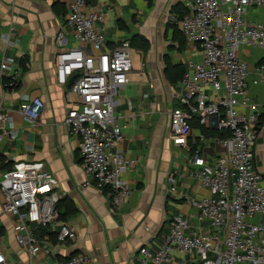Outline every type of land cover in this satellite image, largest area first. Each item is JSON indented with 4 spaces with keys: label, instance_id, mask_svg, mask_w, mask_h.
I'll list each match as a JSON object with an SVG mask.
<instances>
[{
    "label": "built area",
    "instance_id": "obj_1",
    "mask_svg": "<svg viewBox=\"0 0 264 264\" xmlns=\"http://www.w3.org/2000/svg\"><path fill=\"white\" fill-rule=\"evenodd\" d=\"M62 1L65 24L79 43L59 51L54 58L59 85H66L76 76L68 92L75 96L76 105L66 111L64 124L71 136L79 138L84 170L90 177L85 185L105 191L112 212L118 213L131 194L124 178L130 161L122 152L111 151L122 137L115 110L119 90L133 70L130 41L108 45L104 14L89 10L87 0ZM180 2L185 14L177 19L173 16L172 20L186 46L198 52L200 59L185 65L174 93L178 106L169 112V131L174 145L191 149L189 159L195 169L190 175L207 195L189 197L188 203L211 233L192 232L186 218L174 215L159 247H140L136 262L169 264L174 251L197 252L203 260L214 258L216 264H264V181L254 167L260 117L255 112L243 115L237 110L248 101L249 85L264 81L263 66L254 68L262 78L249 80L250 64L237 54L242 45L264 49V21L247 17V9L264 6V0ZM64 39L61 29L55 41L62 44ZM13 65V58L0 60V80L5 92L18 85L19 73L12 70ZM43 107V102L34 98L20 103L18 113L35 121ZM195 123L206 131L219 132L221 136L215 139L226 148L210 163L204 162L201 154L213 137L202 132L192 136ZM17 137L14 121L0 103V143L13 142ZM57 185L42 162L15 161L9 170H0V214L17 219L15 242L30 254L42 248L31 240L27 225L47 227L52 223L61 197ZM254 218H258L256 222ZM76 239L70 227L59 225L57 240ZM64 264L93 262L88 255L77 253Z\"/></svg>",
    "mask_w": 264,
    "mask_h": 264
},
{
    "label": "crops",
    "instance_id": "obj_2",
    "mask_svg": "<svg viewBox=\"0 0 264 264\" xmlns=\"http://www.w3.org/2000/svg\"><path fill=\"white\" fill-rule=\"evenodd\" d=\"M87 2L89 10L105 15L104 37L108 45L123 40L131 42L133 70L119 90L115 110L122 137L111 150L122 152L130 161L124 178L131 194L119 212L113 213L108 194L85 185L90 177L84 170L79 138L71 136L64 124L66 111L74 108L76 98L68 95V83L59 85L55 78L56 54L79 45L72 29L65 24L63 1L0 0V60L13 58L12 70L19 73L18 85L10 91H4L0 80V103L18 130L15 141L0 143L3 164L42 162L57 180L56 190L61 196L59 217L49 226L27 225L31 240L42 248L34 254L15 242L17 219L0 214L3 264H64L77 253L88 255L93 264H137L138 249L145 245L157 249L174 215L186 218L192 232L211 233L207 223L198 220L188 203L189 197L207 195L190 175L195 169L189 159L191 149L174 145L169 131V112L178 106L174 97L178 75L173 67L185 68L187 62L200 59L199 53L186 44L179 46L173 26H165L185 8L180 0H152L150 6L148 0ZM247 17L264 21V6L248 8ZM61 29L65 39L58 44L55 37ZM153 31L155 37L160 34L157 54L143 55L147 52L135 50L132 37L137 32L145 35ZM237 54L250 64L249 80H260L262 76L254 68L259 65L264 68V49L242 45ZM164 55L170 58V72L162 62ZM247 97L248 101L237 110L243 115L259 114L261 128L255 145L254 167L264 181V81L249 85ZM34 98H39L44 107L39 118L31 121L18 113V106ZM205 131L193 125L192 136ZM210 137L213 138L201 154L202 160L209 163L226 152L216 141L218 136ZM60 224H66L76 233L75 242L57 240ZM171 258L169 264H216L214 258L203 260L197 252L171 251Z\"/></svg>",
    "mask_w": 264,
    "mask_h": 264
},
{
    "label": "rangeland",
    "instance_id": "obj_3",
    "mask_svg": "<svg viewBox=\"0 0 264 264\" xmlns=\"http://www.w3.org/2000/svg\"><path fill=\"white\" fill-rule=\"evenodd\" d=\"M173 21L174 20L171 19V21H170V19H169V24L167 23V25H165V26L166 27L167 26L176 27V24ZM159 38H160L159 33H157L156 37H155V31L149 32L145 35H143L141 32H137V34H135V36L132 37V45L135 44V50H137L140 53H141V51L147 52L143 55H146L148 53L149 54H153V53L155 54L156 50L159 48V46L161 44ZM167 60L170 63V58L168 55L162 56V62L166 63ZM168 72H170V69H168ZM0 200L3 201V198H1Z\"/></svg>",
    "mask_w": 264,
    "mask_h": 264
},
{
    "label": "trees",
    "instance_id": "obj_4",
    "mask_svg": "<svg viewBox=\"0 0 264 264\" xmlns=\"http://www.w3.org/2000/svg\"><path fill=\"white\" fill-rule=\"evenodd\" d=\"M148 1H149L148 5L150 6L152 4V0H148ZM65 13H66V11H65ZM183 14H185V11L177 12L176 19L180 18ZM122 27L123 26H121V28ZM174 38L178 41L180 47H182L184 44H186V41H185L183 35L180 33V31L177 29V27H174ZM130 45H131V42H130ZM165 65L167 67L166 68L167 71H168V69H170V70L172 69L171 68V64L168 62V60L165 63ZM25 68H26V66L23 65V69H25ZM173 69L176 71V73L178 75V81L175 83V84H177L182 79V76H183V74L185 72V68H184L183 65H177V66L173 67ZM194 126L199 127L196 123L194 124ZM201 130L205 131V129H203V128H201ZM202 133L206 134L207 136H210V135L221 136L220 133L217 132V131L214 132V131L207 130V131L202 132ZM4 162H5V160L3 159V156L0 154V170H2V171L3 170H9L12 167V165H13V164L10 165V163H7L6 165H4L3 164ZM59 202L60 201H58V203H57L56 209L58 208ZM56 217H59V215H57Z\"/></svg>",
    "mask_w": 264,
    "mask_h": 264
},
{
    "label": "water",
    "instance_id": "obj_5",
    "mask_svg": "<svg viewBox=\"0 0 264 264\" xmlns=\"http://www.w3.org/2000/svg\"><path fill=\"white\" fill-rule=\"evenodd\" d=\"M75 77H76V76H73V77L70 78V80L68 81V87H70V86L72 85V83H73Z\"/></svg>",
    "mask_w": 264,
    "mask_h": 264
}]
</instances>
